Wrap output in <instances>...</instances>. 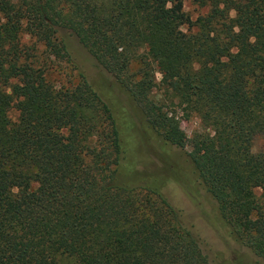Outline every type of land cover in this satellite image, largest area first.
I'll use <instances>...</instances> for the list:
<instances>
[{"label": "trees", "instance_id": "trees-1", "mask_svg": "<svg viewBox=\"0 0 264 264\" xmlns=\"http://www.w3.org/2000/svg\"><path fill=\"white\" fill-rule=\"evenodd\" d=\"M193 3L207 10L195 21L184 0H0V264H211L168 177L127 166L134 126L82 72L47 81L37 44L70 59L66 34L159 144L189 147L230 236L264 264V0ZM178 110L203 131L189 138Z\"/></svg>", "mask_w": 264, "mask_h": 264}, {"label": "rangeland", "instance_id": "rangeland-1", "mask_svg": "<svg viewBox=\"0 0 264 264\" xmlns=\"http://www.w3.org/2000/svg\"><path fill=\"white\" fill-rule=\"evenodd\" d=\"M183 5L184 12L192 21L207 12L195 5L193 0H184ZM66 39L70 59L47 57L43 54V46L37 44V60L45 68L47 81L58 88L74 87L79 81V72H82L96 92L111 106L115 116L121 122L134 126V131H137L135 135L129 128L125 131L130 146L127 166L153 169L168 177L164 193L171 205L180 211L184 225L199 239L211 264H262L250 249L230 236L220 218L216 202L194 173L188 155L189 147L180 149L159 144L155 134L142 127L143 118L139 107L127 99L117 80L96 63L74 35L66 34ZM21 44L30 46L34 40L22 33ZM136 70L137 66L134 65L131 72L135 73ZM9 116L15 120L17 112L12 109ZM177 118L189 138L203 131L196 117H188L178 110ZM263 148V140L256 139L253 152Z\"/></svg>", "mask_w": 264, "mask_h": 264}]
</instances>
